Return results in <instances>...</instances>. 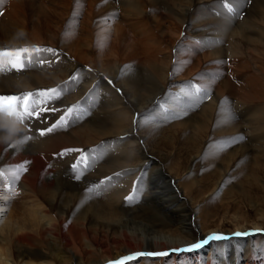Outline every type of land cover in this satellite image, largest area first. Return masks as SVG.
<instances>
[{
	"label": "bare ground",
	"instance_id": "bare-ground-1",
	"mask_svg": "<svg viewBox=\"0 0 264 264\" xmlns=\"http://www.w3.org/2000/svg\"><path fill=\"white\" fill-rule=\"evenodd\" d=\"M181 1V7L176 10V20L181 25L189 22L191 26L188 25V33L196 36L200 43L208 45L209 51L215 55L230 52L225 51L230 50V44L225 49L222 36L234 39L240 34L249 42L248 35L255 36L262 30L253 28L258 24L254 18L250 20L246 17L238 23L239 33L233 32L227 21H224L226 27H221L223 29L217 30L218 33L215 29L211 32L208 30L209 22L219 24L218 20L199 17L193 22V18L190 19L187 14L192 6L207 3L220 5L222 0ZM243 1L245 3L247 0ZM177 2L178 0H74L73 7H87L91 14L92 11L99 12L103 14V18L92 21L88 15L81 22L83 26L79 25L78 28L77 22L71 24L64 17L62 22L65 23V28L73 27L65 32L61 26L64 32L61 31V39L55 41L53 38H45L39 27L33 31L26 27L27 21L14 20L15 11L9 7L11 3L6 4L4 0H0V9L5 7L4 14L0 11V96H22L39 91L43 93V90L48 89L62 90L51 99H47L50 95L48 93L36 97L38 107L50 109L38 119H22L23 108L20 106L14 110L5 108L0 111V176L8 178L5 181L9 183L8 187L11 186L13 193L23 198L19 201L20 205L15 206V212L7 216L8 198L0 185V235L16 249L17 264H106L116 259L122 261V264H264V178L257 175V168L264 171V131L252 135L248 132L241 133L234 123L226 126L220 124V120L215 121L218 124L210 131L204 124H199L200 129L206 128L201 132L210 136L213 142L209 140L206 145L201 144L202 147L198 148L194 156L204 158L207 166L201 176L197 173V178H200L190 180V177H185L184 184L191 187L194 197L190 195L188 187L183 188L181 182L176 184V189L173 187L182 177L180 174L187 175V171L186 168L182 170L181 159L172 155L171 139L165 140L158 134L156 137L159 141L152 142L153 146L150 143L141 145L139 141L142 136L147 139L154 137V132H149V136L146 134V129L150 126H143L142 116L153 110V105L158 104L154 101L160 95L162 100L163 97L177 99L183 94L186 97L190 94L199 95L195 90L207 94L214 92L197 86L194 79L188 90L186 82L182 81L184 79H173L175 77L174 71L171 73V61L168 66L156 61L162 50L148 44L146 46V10L169 9L172 8L170 5L175 6ZM70 6L66 4L64 9L69 10ZM239 6L240 12L243 6L248 7V11L257 8L262 14L260 20L264 22V0L249 1V4ZM51 7L48 10L56 12ZM115 9H121L125 17L135 16L138 20H129L125 27L114 24L108 13ZM251 15L248 13L249 17ZM247 19L248 23H244ZM95 24L103 27L98 31L102 48L93 51L92 30ZM37 31L42 34H39L42 39L38 42L30 40L28 36L37 35ZM109 31L115 35L114 40L118 41L121 37L120 45L117 42L114 45L124 53L123 56L119 52L120 57L133 65L119 66L116 64L120 60L118 56H110L113 47L107 49L110 46L108 39L111 38ZM138 39L143 41V51L147 54L141 53L143 56L136 58L138 51L134 48ZM35 42L54 46L60 44L71 58L58 52L57 56L41 51L36 53L33 49L36 47ZM193 45L190 47H197L199 44L194 41ZM23 49L28 50L24 54L27 59L17 62L15 54ZM86 50L99 57L105 56L102 67L87 55ZM153 54L157 57L152 56ZM40 59L44 60L42 64L41 61L38 62L41 65L36 64ZM78 59L90 60L87 62L90 68L86 67L87 63ZM14 63L17 66H13ZM21 63L23 67H19ZM187 69L180 73L187 74ZM200 73L196 71L190 74L193 78ZM210 74L214 76L215 71ZM188 75L183 78L188 79ZM106 77L111 81L107 82ZM172 83L175 84V93L166 88ZM143 96L145 99L141 102L139 98ZM69 107L73 108L72 114L66 111ZM223 110L225 111L224 107ZM228 116L230 119L234 118L233 114ZM155 124L154 122L153 125ZM192 126L195 124L188 127L182 122L180 125L183 130L181 143L189 150L191 145L187 144L195 146L196 143L193 134L188 131ZM49 128L52 131L41 134V130ZM245 136H248L250 144L260 146L258 152L263 156L255 164L257 168L248 171L250 180L229 185L227 179L224 182L221 174L218 175V166L223 163V156L217 149L237 145V141ZM213 148H217V151ZM96 151L101 152L99 161L92 160L91 155ZM229 166L230 163L228 170ZM207 182H213V188L208 193L213 197L220 195L227 187L229 196L221 198L218 204L215 203L217 208H203L207 195L203 187L206 185L200 187L199 184ZM93 192L99 196L94 197ZM233 192L236 196L232 195ZM213 234H220L225 238L212 240L207 247L196 252L173 251L208 240ZM152 252H166L168 255H138ZM4 254L6 255V250ZM129 257L130 259H124ZM0 264H4L3 258L0 259Z\"/></svg>",
	"mask_w": 264,
	"mask_h": 264
},
{
	"label": "rangeland",
	"instance_id": "rangeland-1",
	"mask_svg": "<svg viewBox=\"0 0 264 264\" xmlns=\"http://www.w3.org/2000/svg\"><path fill=\"white\" fill-rule=\"evenodd\" d=\"M4 1L6 2V4L11 3V6L9 7H11V9L15 11L13 14L14 20L20 21V22H23V20L27 21L28 26L26 25V27L32 28L33 31H36L37 27H39L40 29H42L40 31L43 32V35L45 38L50 39V40L53 38L55 39V41H58L61 39L62 32L64 31L68 32L73 27L72 25L70 26L71 28H69L68 26L65 28L66 25L65 23L63 24L62 22L63 21L62 18L64 17L71 24H73V22H77L78 28H79V25L80 27L83 26L82 25L83 23L81 22L88 15L90 16L89 18H91L90 20L92 21L103 18V14H100L99 12L94 13L92 11V14H91V10L87 7L81 8V7H78L77 5L73 7L74 0H66L64 2L62 0H59V1L52 0L54 1L53 3L47 0H17V1L9 0V2L8 0H4ZM242 1L243 0H222L220 5L219 4L214 5L213 3L212 4L207 3L204 5L200 4V5L192 6V8L189 9V13L187 14L189 15L190 19L193 18V22L199 19V17H203L204 19L215 18L214 19L215 21L218 20L217 22H219V24L214 23V22L213 23L209 22L210 24L208 23L209 24L208 26H210L208 30H211V32H214L215 30H216L215 32H217V30H220L226 27V25L224 24V21H227V24L232 27L233 32H238V33H239L238 31L239 24L241 23L243 19H246V17H248V19L250 20L254 18V20L258 22L257 27L253 26V28H256V30H261V29L262 30L255 36L248 35L249 42H247V39L242 38L240 34L237 36V38H234V39H232L231 36L230 38L228 36L227 37L225 36L227 39H229L228 41L222 36V41L225 46V49H227L226 47H228L230 44V50H225V51H230V52H226V54L224 52L223 55L221 56L213 54L211 51H209L210 48L208 47V45H204L203 43H200V41L196 38V36H192L193 35L192 33L191 34L188 33L189 32L188 25L191 26L189 22L181 25V22H178L176 20V18H178L176 16V10L178 11V7H181L182 1L180 2V0H178L177 4H175V6L177 7H175L174 5L172 6L170 5L169 7H172V8H169V9L161 8L155 11V10H151L150 8H148V10H146V15H147L146 22H148L147 25L145 26V29L148 32V39L145 42L146 46L148 44L151 47H156V48H159V50L160 49L162 50L161 51L162 55L160 54V56L158 57L156 61H160V63H162L165 66H168V64L171 61V64H170L171 73L174 71L173 73L175 77L173 79H179V80L184 79L182 81L186 82L185 87L188 90H190V86H192V81L194 79V83L197 86L203 87L204 89H212L214 91L213 92L214 94L213 93L207 94V93H202L200 90H195L199 93V95L190 94L192 92L189 91L190 92L189 96L186 97L185 94H183L182 96L180 95L179 98L177 99L175 97H169L167 99L163 97L161 100V95H160V97L154 101V103L156 102L158 104L153 105V108H152L153 110L151 109L152 110V111L150 110L151 112L142 116V118L144 119L143 126L144 125L150 126L149 128L146 129V134L148 135L151 132H154V137L152 136L153 137L152 139H147L145 136L141 137L140 135L141 133L139 132V135L141 137L139 141L141 145L150 143V145L153 146L151 144L152 142H154L155 140L159 141V139L156 137L158 136V134L160 136H163L165 140L171 139L170 140L171 141L170 150L173 153L172 155L177 156L181 159L182 170L186 168V171H187V175L180 174V176L182 177L179 178V181H177V183L173 184V187L176 189V186H177L176 184L181 182L183 188L188 187V190L190 191L191 196H193V194L191 193V187L186 186L184 184L186 180L185 177L187 176L190 177V180H198L200 177L197 178V176L198 175L201 176L200 174L202 173L203 169L207 168L204 158L202 157L194 158L197 151L202 147V145H206L208 141L210 140V136L208 135L206 136L201 131H205L206 128L208 131L212 130V128L216 127L215 125L218 124L216 123V122H219L218 120H220V124L222 123L226 126H228L229 123L231 122L234 123L235 126L238 127L237 130H241L240 131L241 133L248 132V133H251L252 135L258 131H264V22L260 20V17L262 14L261 12H259L257 8H251V10L248 11L246 10L248 7L243 6L245 9L243 8L241 12L239 10L240 9L239 5H243L245 3L249 4V1L250 3L256 2V1L258 2V0H247L245 3H243L244 1L243 2ZM66 4H69V6L72 5L69 7V10L64 9ZM49 7L56 9V12H52V11L50 12V9L48 10ZM4 9L5 7L0 9L1 13L3 14L5 11ZM68 11H69V14H68ZM248 13L252 15L249 17ZM108 15H109L108 17H111L113 19L112 21H114V24L115 23L119 24L122 27H125V25L129 22V20H132V21H135L136 19L138 20V18H136L135 16L125 17L124 16L125 14L122 13L121 9H115L114 11L113 10L109 11ZM122 18H124V20H122ZM248 19H247V22L245 21L244 23H248L249 21ZM70 20L72 21L70 22ZM173 22L175 24H173ZM97 24H100V22H98ZM61 26H63L62 28L65 29L64 31L63 29H61ZM93 28H92L93 29L92 31H93L94 36L92 37V43L94 44L93 51H95L94 49L100 50L102 48V44H101L102 40L99 39L98 37V31L100 29H103V27L102 25L95 24ZM110 28H113V27H110ZM111 30L113 31V29ZM136 30L138 31V28ZM125 31H128V30L125 29ZM57 33L59 34L55 35ZM39 34L42 35L41 33H39V31H37V35L33 36L32 34L31 36H28V37L30 40L38 42L39 40L42 39V37ZM110 34H111V38L108 39L109 40L108 43L110 46L107 48L109 49L111 46L113 47L111 51L112 55L110 56L114 55L113 58L115 56L116 57L118 56L117 58L120 60L116 61V64L119 66L130 65L131 63L128 61L126 62L124 60V57H120V53L123 56H124V53L121 51H118L116 46L114 45L115 42H117V44L120 45L121 37L118 41H116L114 40L115 35L112 32ZM197 36L199 37V35ZM194 41L197 42L199 45L197 47H193L194 48L193 49L190 46L195 45V44L193 45ZM36 42H35L36 47H33L34 51L36 50L35 51L36 53L38 52L37 49L43 50V49L52 48L53 50H56V52L62 53L63 55H66L67 57L71 58V55L65 50V48H63L62 45L59 46L60 44L57 46H54L50 44H39V43L37 44ZM98 42L99 44L97 45ZM187 43H191L192 45L187 44ZM202 46H204L205 48L204 47L201 48ZM144 47L145 45L143 41L138 39L136 41L135 48H134L135 51H138V55L136 58L142 57L143 55L147 54L145 50L143 51ZM168 48H170V50ZM190 48L192 51L190 50ZM86 51H87L86 52L87 55L93 57L95 59V62L99 64L98 66L102 67L101 65H103L104 63L105 56L99 57V56H96L95 53H93L90 50H86ZM155 55L156 54H153L152 56H155ZM170 57H172V59ZM77 58L79 57L77 56ZM113 58H111L110 60L112 61ZM43 61L44 60L40 59L37 61L36 64H38V62L42 64ZM80 61L83 63L90 62V60L85 61L83 59ZM40 63L38 65H41ZM88 63L86 64V67L90 68V65ZM185 69H187V74L180 73L182 71H185ZM196 71H200L201 73L195 74L194 75L195 77L193 76L192 78L190 73L191 72L193 73ZM214 71H215V75L213 76L210 74V72L213 73ZM187 75L189 77L188 79H185L186 77L183 78L184 76H187ZM104 77L105 75H103V78ZM171 77H173V74ZM105 80L107 82L111 81L108 77H106ZM166 88L169 89L170 92L175 93L174 83H172ZM171 88L173 89L171 90ZM37 93H42V91H39ZM148 96H150L149 93H148ZM144 99H145L144 96L139 98L141 102H143ZM175 105L177 106V108ZM223 107L225 111L223 110ZM232 114L234 118L232 117V119H230L228 115L232 116ZM222 116L223 117L225 116V117L223 118ZM226 116L228 117V120ZM137 119L138 118L136 116V120ZM154 122L156 123L155 125H153ZM182 122L185 123L188 127L191 126V124H195V126H192L188 131L193 134L196 143L197 141H199L198 143L200 145L198 143L197 144L195 143V146L192 145L191 143L187 144V145H191V148H190L191 150H189L186 145H182L181 143L183 139V130L181 129L180 125ZM199 124H204L206 128H204V130H202V128L200 129ZM196 128L198 129L196 130ZM137 131H138V128H137ZM196 131L199 132L198 134L200 135L196 134L197 133ZM149 138H151V136ZM201 138L203 140H201ZM212 142L213 141H211V143ZM237 142H238L236 143L237 145L234 144L228 147L221 148L222 150L219 148L218 149L213 148L215 151L218 150V153L222 154L223 156L221 158L223 163H221L218 166V170H219L218 175L221 174L220 176H222L221 177L222 181L227 179L228 182L227 181H224V182H227V184L229 185L230 183H234V182L239 183V182H244L246 180H250V176L247 175L248 171L251 168H257V165L255 164L260 162L263 156L261 155V153L258 152L260 146L256 145V143H253L255 144V146L253 144H250L248 140V136H245L244 139H241ZM226 150L227 151L230 150V151H228L227 153ZM91 156H92V160L99 161L101 157V152H98V151L93 152ZM89 160L91 159L89 158ZM229 163H230V166L228 170ZM257 169L259 170L257 171V175L264 178V171L259 168ZM225 170L226 171L228 170V172L225 173ZM245 173L247 176L245 175ZM190 174L191 176L194 175V177H191ZM205 175L207 174L205 173ZM7 180L8 178L4 179V177L2 178V176H0V185L2 188V192L8 198L7 208L9 211H7V214H6L8 216L11 212H15V209L17 208V207L15 208V206L20 205L19 201L22 200L23 198H20L19 195H15L13 193L12 187L11 186L8 187L7 184L9 183L5 182ZM212 184L213 182L199 184L200 187H203L204 185H206L203 187L205 188L204 190L207 193V195L204 198V201H205L204 206H203L204 209L217 208L214 204L215 203L218 204L221 198L223 199L226 196H229V193L226 192L227 187L225 191L220 192V195L217 194L214 197L213 195H209L208 193H210L213 188ZM254 192L256 193V191ZM94 193L95 192H93L92 195L95 197L97 194L95 195ZM232 195L236 196V193L233 192ZM23 203H24V200H23ZM250 214L253 215V213L251 212ZM185 247L187 246H184V248ZM205 247H202L201 249ZM4 250H6V255L4 254ZM9 250H11L12 252L10 253ZM186 253H189V252H186ZM17 255L18 254L16 252V249L12 247L10 242L6 240L4 236L0 235V259L3 258L4 264H17L18 262Z\"/></svg>",
	"mask_w": 264,
	"mask_h": 264
},
{
	"label": "snow or ice",
	"instance_id": "snow-or-ice-1",
	"mask_svg": "<svg viewBox=\"0 0 264 264\" xmlns=\"http://www.w3.org/2000/svg\"><path fill=\"white\" fill-rule=\"evenodd\" d=\"M231 10V9H230ZM38 52L43 51L47 53H51L53 56H57L58 53L56 50L53 49H37ZM28 53L27 49L20 50L15 54V60L17 62L21 61L22 59L26 60L27 56L24 54ZM5 55H11V53H4ZM13 66H17L16 63H14ZM19 67H23V64H19ZM60 91L57 89H48L43 90V93H48L50 95L47 96V99L54 98V96H58L60 94ZM43 93H25L22 96L17 95H11V96H0V111H2L5 108L14 110L17 106H20L23 108V112L21 114V118H27L31 120L32 118H39L43 112L49 111L50 109L47 107H38L36 97H40L43 95ZM68 114H72L73 108L69 107L67 110ZM63 124V121H61V125ZM59 126V125H58ZM52 131L51 128L46 130H41V134H45V132ZM236 235H247V233H236ZM225 237L220 234H213L212 236L208 237V240H220L224 239ZM205 243H207V240L196 242L192 244L188 249H173V251H184V250H195L201 248ZM138 255H147V256H166L168 253L166 252H160V253H141ZM124 259H130L124 258ZM112 264H122V261H116L112 262Z\"/></svg>",
	"mask_w": 264,
	"mask_h": 264
}]
</instances>
